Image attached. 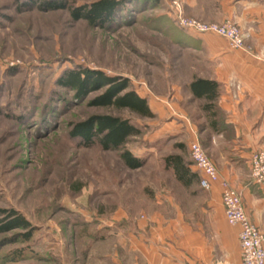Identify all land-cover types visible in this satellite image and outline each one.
I'll return each mask as SVG.
<instances>
[{
  "label": "rangeland",
  "instance_id": "obj_1",
  "mask_svg": "<svg viewBox=\"0 0 264 264\" xmlns=\"http://www.w3.org/2000/svg\"><path fill=\"white\" fill-rule=\"evenodd\" d=\"M42 1L0 0V209L20 211L36 227L27 243L15 238L19 231L0 235V264H87L90 238L108 235L102 226L121 209L139 218L180 209L191 224L207 226L203 204L220 196L199 182L188 188L178 183L164 159L181 154L197 172L190 146L177 144L188 143L189 123L205 124L203 103L188 99V83L211 73L200 58L203 45L178 17L218 22L187 13L185 0H122L113 19L99 27L70 15L98 0H53L67 4L56 10L40 9ZM78 66L127 78L141 96L168 98L188 112L187 125L160 131L167 117L92 106L104 89L76 99L57 81ZM103 114L130 118L141 129L127 145L144 161L141 168L129 169L123 150L86 148L70 136L73 124ZM20 250L24 258L9 261Z\"/></svg>",
  "mask_w": 264,
  "mask_h": 264
},
{
  "label": "crops",
  "instance_id": "obj_2",
  "mask_svg": "<svg viewBox=\"0 0 264 264\" xmlns=\"http://www.w3.org/2000/svg\"><path fill=\"white\" fill-rule=\"evenodd\" d=\"M185 4L186 12L201 20L235 22L245 38V48L236 50L220 36L190 33L203 45L200 58L211 71L198 78L220 85L221 113L214 120L199 108L205 124L188 122L191 135L186 145L198 141L208 152L219 173L220 180L212 187L220 197L203 204L207 226L191 224L180 209L171 216L155 213L144 218L121 209L117 217L104 221L108 235L95 232L90 238L87 264H242L239 231L224 214V181L241 193L248 215L264 233V185L251 172L252 155L264 152V61L258 59L264 53V0H185ZM193 79L188 99L204 104L189 90ZM142 97L156 116L167 117L160 131H169L177 122L187 125L189 114L180 105L163 96ZM172 105L175 117L170 114Z\"/></svg>",
  "mask_w": 264,
  "mask_h": 264
},
{
  "label": "trees",
  "instance_id": "obj_3",
  "mask_svg": "<svg viewBox=\"0 0 264 264\" xmlns=\"http://www.w3.org/2000/svg\"><path fill=\"white\" fill-rule=\"evenodd\" d=\"M124 4L122 0H98L72 8L70 15L75 20H84L92 26L101 27L111 21L117 10ZM39 8L67 9V4L65 1L55 3L53 0H43ZM57 82L63 88L75 92L76 99L80 101H84L90 93L104 89L103 94L90 102L94 107L110 108L117 112L127 111L132 116L136 115L145 119L155 118L148 100L131 88L130 80L127 78L111 77L104 72L78 66L64 71ZM189 90L195 99L205 102L202 107L205 113L214 120L220 117L221 110L218 106L220 85L217 82L195 77L189 85ZM69 134L73 139L78 138L82 146L86 148L98 144L104 151L123 150L121 159L131 170L141 168L144 164V161L133 155L127 148L133 137L142 134L141 129L130 118L112 114L93 115L85 121L73 124ZM177 145L181 149L187 147L185 144ZM164 160L166 168L172 169L178 183L187 188L195 182L200 183L201 174L192 170L193 164L183 155H168ZM35 230L36 227L20 211L0 209V235L19 231L15 238L27 243L33 240ZM24 256V251H15L9 261L19 262Z\"/></svg>",
  "mask_w": 264,
  "mask_h": 264
},
{
  "label": "built area",
  "instance_id": "obj_4",
  "mask_svg": "<svg viewBox=\"0 0 264 264\" xmlns=\"http://www.w3.org/2000/svg\"><path fill=\"white\" fill-rule=\"evenodd\" d=\"M178 19L181 26L191 33L215 34L225 38L231 49L245 48L244 35L240 27L234 23L209 24L196 19H185L181 15ZM258 59L264 61V53L260 54ZM190 155L197 171L201 174V188L211 189L213 184L220 180L215 163L198 141H192L190 144ZM251 172L255 181L264 184V152L260 151L252 155ZM222 187L225 217L228 224L239 231L242 264H264V233L248 215L241 193L226 181L223 182Z\"/></svg>",
  "mask_w": 264,
  "mask_h": 264
}]
</instances>
